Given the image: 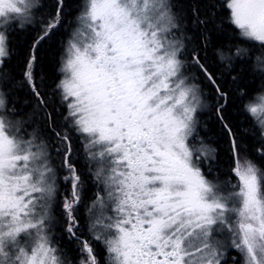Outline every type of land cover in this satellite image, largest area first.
I'll return each mask as SVG.
<instances>
[{
    "label": "snow or ice",
    "instance_id": "obj_1",
    "mask_svg": "<svg viewBox=\"0 0 264 264\" xmlns=\"http://www.w3.org/2000/svg\"><path fill=\"white\" fill-rule=\"evenodd\" d=\"M204 5L190 18L174 0H84L61 78L42 92L37 51L65 22L64 0L47 15L42 0H0V264H264V0ZM30 29L17 81L13 38ZM210 31L259 135L254 159L201 54ZM205 87L230 139L227 178L204 168L216 158L198 131ZM86 176L100 189L90 203Z\"/></svg>",
    "mask_w": 264,
    "mask_h": 264
},
{
    "label": "trees",
    "instance_id": "obj_2",
    "mask_svg": "<svg viewBox=\"0 0 264 264\" xmlns=\"http://www.w3.org/2000/svg\"><path fill=\"white\" fill-rule=\"evenodd\" d=\"M42 2L45 4L43 14L47 15L53 10L51 5L54 3V0H42ZM174 2L177 5L178 10L182 11L190 18L192 17V9H200L203 11L205 7L204 0H174ZM83 4L84 0H64L65 22L62 27L55 30L54 34L49 39L42 42L37 51L38 63L36 66V72L39 74L38 82L40 79L43 80V85L41 87L42 92H51L61 78L60 66L62 56L65 52L68 40L76 27L77 17L80 14ZM218 15H220L219 12ZM223 16L224 25H226L227 13L224 12ZM224 25L221 26L223 27ZM35 35L36 31L30 29L28 32L17 33L13 38L15 42V52L10 67L14 70L15 79L17 81L23 80L24 66ZM209 36L211 37L212 42L201 54L207 56L206 64L210 65L211 70L216 73L218 77L217 83L221 85L224 91L229 93L230 100L222 110V115L229 123V126L233 128V131L243 138L244 145L249 149V158L254 159L253 146L258 143L260 138L258 133L253 129L252 124L242 112L241 102L238 99L239 92H237V85L233 83L231 78V76H235L236 73L233 72L230 76L229 70L215 55L216 49L224 44V37L218 32L211 31L209 32ZM193 75L203 79L201 74L195 70H193ZM246 82L252 83V77H249ZM204 85H207V81H204ZM256 86L260 87L261 84L258 83ZM205 96L207 97V102L210 107L199 112L198 131L204 142L215 149V161H209L213 169V174L220 176L221 178H227L225 174L230 172L232 164L230 139L215 111V91L210 87H205ZM15 99L19 111L26 115L32 113V105L35 98L32 96L27 86L17 88ZM60 112H63L62 108L60 109ZM209 163L204 165L205 170H207ZM83 164L84 161L82 157H80L81 170L86 171V169L83 168ZM91 183L92 180L86 176L84 192L85 201H89V199L91 200L95 193H97V190L94 192L92 191ZM61 243L66 249L75 248V245H69L66 239L62 240ZM98 247L102 250V246ZM75 255L76 253L74 251H69L70 257H74ZM230 255L238 256L237 252L234 250L230 251Z\"/></svg>",
    "mask_w": 264,
    "mask_h": 264
},
{
    "label": "rangeland",
    "instance_id": "obj_3",
    "mask_svg": "<svg viewBox=\"0 0 264 264\" xmlns=\"http://www.w3.org/2000/svg\"><path fill=\"white\" fill-rule=\"evenodd\" d=\"M64 55H65V52H64V54H63V56H62V61H61V64H62V62H63V59H64ZM205 107H204V109H208L209 107H210V105L208 104V102H207V99H206V101H205ZM31 129H29V131H30ZM204 141V140H203ZM208 145V144H207ZM210 146V145H209ZM205 163H209V161L208 162H205ZM91 186H92V191L94 192V191H96V190H100L99 188H98V186L95 184V182H93L92 181V183H91ZM95 195H96V193H95ZM95 195H94V197H95ZM93 197V198H94ZM92 198V199H93ZM91 199V200H92ZM91 200L89 199V201H86V202H88V203H90L91 202ZM237 258H239L238 256H237Z\"/></svg>",
    "mask_w": 264,
    "mask_h": 264
}]
</instances>
